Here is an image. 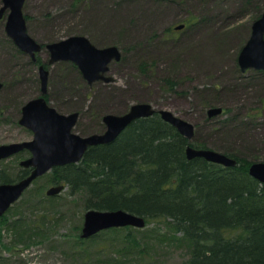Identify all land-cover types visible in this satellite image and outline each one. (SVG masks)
Masks as SVG:
<instances>
[{
  "label": "rangeland",
  "instance_id": "374dc122",
  "mask_svg": "<svg viewBox=\"0 0 264 264\" xmlns=\"http://www.w3.org/2000/svg\"><path fill=\"white\" fill-rule=\"evenodd\" d=\"M263 13L264 0H26L24 5L28 33L42 48L86 36L99 48L115 46L121 53L119 61L109 64L106 76L111 82L90 85L72 62L48 66L50 106L63 114H80L76 134L103 133L105 115H121L147 103L193 124L197 145L235 152L250 165L264 162V71L243 72L238 58ZM180 25L185 26L177 30ZM5 27L4 17L0 145L33 139L19 120L22 107L41 95L39 64L50 59L45 47L35 64ZM214 107L223 108V113L209 118L208 110ZM29 156L24 151L0 161V172L18 181L17 174L26 169L20 164ZM51 176L52 170L36 179L0 221V264L188 263L189 246L166 222L121 228L81 242L83 195L70 196L65 187L48 197ZM44 195L51 201L39 204ZM38 204L52 209L46 214L49 231L30 238L13 223ZM130 230L136 247L125 240Z\"/></svg>",
  "mask_w": 264,
  "mask_h": 264
},
{
  "label": "trees",
  "instance_id": "16d2710c",
  "mask_svg": "<svg viewBox=\"0 0 264 264\" xmlns=\"http://www.w3.org/2000/svg\"><path fill=\"white\" fill-rule=\"evenodd\" d=\"M46 100L50 105L49 93ZM194 139L187 140L156 113L136 120L114 143L90 147L79 163L55 167L51 181L63 184L70 196L83 195L86 211L125 210L144 217L146 226L166 222L189 246L187 264H264V184L235 152L222 151L238 161L236 167L189 160V145L208 148ZM29 173L21 169L16 179ZM15 181L0 172V184ZM49 201L45 196L39 204ZM38 205L13 223L30 238L49 231L46 214L52 209ZM132 230L125 240L136 247Z\"/></svg>",
  "mask_w": 264,
  "mask_h": 264
},
{
  "label": "water",
  "instance_id": "95a60500",
  "mask_svg": "<svg viewBox=\"0 0 264 264\" xmlns=\"http://www.w3.org/2000/svg\"><path fill=\"white\" fill-rule=\"evenodd\" d=\"M26 0H3L0 8V19L6 18V33L15 45L34 62L42 46L28 33L27 20L24 15ZM185 25L176 29L181 30ZM50 53L48 64L57 62H72L81 71L85 80L92 85L95 82H111L112 77L106 76L109 64L121 59V53L115 46L99 48L86 36H71L64 40L48 44ZM238 63L244 72L247 69L264 71V13L254 22L252 34L242 48ZM41 80V95L29 100L22 108L20 125L31 130V141L0 145V161L10 158L22 151H29L30 157L21 162V166L31 169L30 173L13 183L0 184V218L28 190L33 182L53 170L55 167L79 163L90 147L114 143L120 135L136 120L149 118L158 113L161 118L172 125L187 140L195 135V126L174 115L168 110H157L147 103L133 105L124 114H107L103 121L106 125L103 133L87 136L76 134L73 130L79 121L80 114L74 112L63 114L50 106L45 98L48 93L49 71L45 65L39 67ZM3 84L0 81V90ZM223 108L214 107L208 110L209 118L219 116ZM186 155L189 160L203 158L211 163L224 167H236L238 161L212 149L188 146ZM249 174L264 184V162L250 165ZM65 189L63 184L52 186L47 190V196H57ZM146 227L144 217L131 214L125 210L102 211L87 210L81 232L82 239H90L102 231L113 228Z\"/></svg>",
  "mask_w": 264,
  "mask_h": 264
},
{
  "label": "flooded vegetation",
  "instance_id": "af4514ba",
  "mask_svg": "<svg viewBox=\"0 0 264 264\" xmlns=\"http://www.w3.org/2000/svg\"><path fill=\"white\" fill-rule=\"evenodd\" d=\"M2 19H4V18H2ZM2 19H0V20H2ZM45 47H46V46H45ZM45 47H43V48H45ZM43 48H42V49H43ZM41 51H42V50H41ZM33 62H34V61H33ZM48 62H49V61H48ZM34 63H35V64L38 63V57H37V62H34ZM40 65H45V67H46L47 70H48V66H50L48 63H47V64H46V63H44V64H41V63H40V64H39V67H40ZM75 66H76V65H75ZM76 67H77V66H76ZM77 68H78V67H77ZM48 71H49V70H48ZM48 81H49V79H48ZM2 84H3V87H4V83H3V82H2ZM3 87H2V88H3ZM40 90H41V88H40ZM48 93H49V91H48ZM48 93H47V94H48ZM46 96H47V95H46ZM46 96H45V98H46ZM48 104H49V103H48ZM22 108H23V107H22ZM60 113H61V112H60ZM79 118H80V117H79ZM103 118H104V117H103ZM19 121H20V120H19ZM103 122H104V121H103ZM30 131H31V130H30ZM25 151H27V150H25ZM22 152H24V151H22ZM28 152H29V151H28ZM29 157H30V156H29ZM28 169H29V168H28ZM29 170L31 171V169H29Z\"/></svg>",
  "mask_w": 264,
  "mask_h": 264
}]
</instances>
